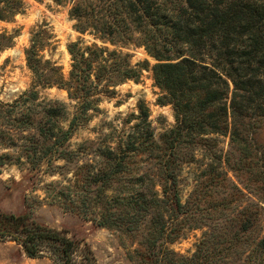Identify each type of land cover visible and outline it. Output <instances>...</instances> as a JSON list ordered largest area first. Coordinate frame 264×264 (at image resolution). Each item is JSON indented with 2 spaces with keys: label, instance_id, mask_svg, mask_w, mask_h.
I'll use <instances>...</instances> for the list:
<instances>
[{
  "label": "trees",
  "instance_id": "1",
  "mask_svg": "<svg viewBox=\"0 0 264 264\" xmlns=\"http://www.w3.org/2000/svg\"><path fill=\"white\" fill-rule=\"evenodd\" d=\"M54 1L68 4L77 31L111 44L142 45L155 59L158 102L170 104L174 117L158 140L138 128L118 147L99 152L103 166L91 182L101 179L103 185L96 224L140 231V247L130 254L134 264H264V0ZM20 8L21 0H0V18ZM49 35L42 26L32 33L26 65L39 84L64 86L76 109L64 128L54 118L66 113L65 103L49 99L39 105V118L27 113L21 127L36 129L38 150L52 160L70 158L64 144L87 111L97 108L98 90L110 93L136 80L140 69L115 48L72 41L64 80L60 67L39 54ZM24 94L37 99L34 88ZM139 115L146 119V108L139 106ZM221 137L227 138L225 149ZM191 163L199 168L182 201L178 173ZM212 195L215 203L202 206ZM204 225L208 231L190 253L170 247L183 229ZM0 236L12 237L29 256L44 246L57 264H76L72 238L25 214L0 212Z\"/></svg>",
  "mask_w": 264,
  "mask_h": 264
},
{
  "label": "rangeland",
  "instance_id": "2",
  "mask_svg": "<svg viewBox=\"0 0 264 264\" xmlns=\"http://www.w3.org/2000/svg\"><path fill=\"white\" fill-rule=\"evenodd\" d=\"M68 7V4L54 0H21L17 13L0 18V212L25 214L62 231L75 241L72 257L76 264H134L130 254L140 247V231L128 232L97 225L98 200L102 198L100 188L103 185L101 179L91 182L93 174L103 166L99 152L105 146L118 147L138 128H148L158 140L161 132L174 124L172 108L168 103L158 102L160 88L155 84L151 70L155 59L142 45L111 44L88 32L77 31ZM40 26L46 27L50 35L49 43L40 47L39 54L42 60L48 59L60 67L64 80L71 62L66 46L72 41L81 46L96 43L115 48L127 54L129 62L140 69L136 80H125L113 86L110 93L98 90L97 108L87 111V118L78 124L64 144V149L71 151L70 158L56 155L50 160L42 156L38 150L42 143L36 129L21 127L27 113L37 120L39 105L49 99L65 103L66 113L54 118L64 128L76 109L75 100L68 97L64 86L39 84L26 65L24 49ZM10 35L13 36L9 42L7 37ZM32 88L37 92L36 100L24 94ZM139 106L146 108V119L139 115ZM32 135L37 138L36 144ZM32 142L37 150H31ZM226 142L227 138L221 137L219 145L225 149ZM199 153L197 151V157H200ZM138 166H141L140 170L144 169L143 163L138 162ZM198 168V164L191 163L184 164L179 170L182 201L194 187ZM233 178L238 181L235 176ZM106 193L111 191L106 190ZM217 199L215 195L207 196L202 206H210ZM247 201L245 198L244 203ZM262 226L264 232V213ZM206 231L205 225L187 227L169 245L178 253L188 254ZM40 248L35 256H29L12 237L0 236V264H57L55 255L48 248Z\"/></svg>",
  "mask_w": 264,
  "mask_h": 264
}]
</instances>
